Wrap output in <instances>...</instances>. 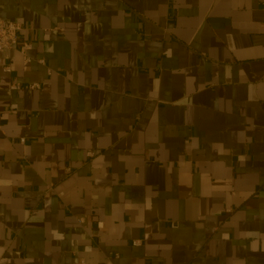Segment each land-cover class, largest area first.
<instances>
[{
	"label": "crops",
	"instance_id": "0c3cea01",
	"mask_svg": "<svg viewBox=\"0 0 264 264\" xmlns=\"http://www.w3.org/2000/svg\"><path fill=\"white\" fill-rule=\"evenodd\" d=\"M0 18V264H264V0Z\"/></svg>",
	"mask_w": 264,
	"mask_h": 264
},
{
	"label": "built area",
	"instance_id": "2783aa9c",
	"mask_svg": "<svg viewBox=\"0 0 264 264\" xmlns=\"http://www.w3.org/2000/svg\"><path fill=\"white\" fill-rule=\"evenodd\" d=\"M28 27L22 22H16L0 18V52L10 49H16L24 58L29 61L26 53L31 49V43L26 40H21L22 33L27 30ZM43 63L42 60H39ZM4 71H9V67L5 66ZM38 85H30L29 88H37ZM13 90H19L21 87L19 84L11 86ZM23 142V140H22ZM140 241H133V246H139Z\"/></svg>",
	"mask_w": 264,
	"mask_h": 264
}]
</instances>
